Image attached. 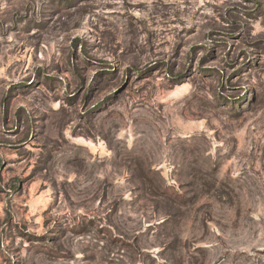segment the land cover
<instances>
[{
  "label": "rangeland",
  "instance_id": "374dc122",
  "mask_svg": "<svg viewBox=\"0 0 264 264\" xmlns=\"http://www.w3.org/2000/svg\"><path fill=\"white\" fill-rule=\"evenodd\" d=\"M0 264H264V0H0Z\"/></svg>",
  "mask_w": 264,
  "mask_h": 264
}]
</instances>
